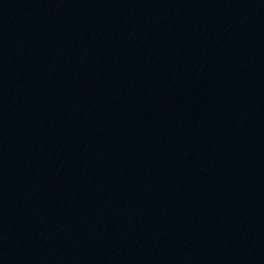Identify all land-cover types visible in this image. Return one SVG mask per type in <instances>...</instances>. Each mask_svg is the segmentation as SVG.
Instances as JSON below:
<instances>
[{"label": "water", "instance_id": "1", "mask_svg": "<svg viewBox=\"0 0 264 264\" xmlns=\"http://www.w3.org/2000/svg\"><path fill=\"white\" fill-rule=\"evenodd\" d=\"M0 264H264V0H0Z\"/></svg>", "mask_w": 264, "mask_h": 264}]
</instances>
